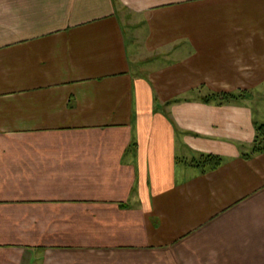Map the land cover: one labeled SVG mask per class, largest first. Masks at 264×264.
I'll return each instance as SVG.
<instances>
[{
    "label": "crops",
    "instance_id": "crops-1",
    "mask_svg": "<svg viewBox=\"0 0 264 264\" xmlns=\"http://www.w3.org/2000/svg\"><path fill=\"white\" fill-rule=\"evenodd\" d=\"M258 78L264 0H0V264H264L255 119L184 95Z\"/></svg>",
    "mask_w": 264,
    "mask_h": 264
},
{
    "label": "rangeland",
    "instance_id": "rangeland-1",
    "mask_svg": "<svg viewBox=\"0 0 264 264\" xmlns=\"http://www.w3.org/2000/svg\"><path fill=\"white\" fill-rule=\"evenodd\" d=\"M209 79V78H208ZM212 79H216V78H210ZM263 78H258V81L255 82L254 87H244L247 89H242L239 86V88L237 89L238 92H223V93H210L208 91L203 92L202 89H204V84L202 83L201 86V93H190V94H184L185 96H190V95H197L199 97V103L200 105H208L209 108L211 109L209 112L212 116L213 113H215L216 118H218V114L215 112L218 108V106L220 105H225L227 103H230L232 105H238L235 106V109L237 108V113H238V117L239 119L241 118V116L244 115V119L247 122V124H250V117L254 118L255 121L258 122H263L264 121V83L261 82ZM210 84V83H209ZM242 85L248 86L244 83H242ZM204 86V87H203ZM249 88L251 90H249ZM247 90V91H246ZM223 94H233L234 96H232L231 98H224ZM207 95H211L212 99L210 101H205V97ZM163 102V100H161L159 97L157 99H155V103H161ZM167 102V101H166ZM176 102V103H173ZM206 102V103H205ZM175 104V109H171L168 108L171 117H173V120L176 118L175 116V112L179 109V117L181 116V108L188 106L185 105L186 101L185 98L183 99H177V100H173L168 102L166 105H171V104ZM209 103V104H208ZM239 103V104H238ZM182 104V105H181ZM214 105V106H213ZM192 108H198L195 102V106H191ZM212 107H215V109ZM189 109V108H187ZM243 119V120H244ZM175 121V120H174ZM255 121H254V126L252 127V133H250L249 135H247L246 137H242L240 139L237 140V145H238V152L240 154L243 155V157L245 158H251V157H247L245 155H247L249 152L252 151V146H253V142L256 136V126H255ZM178 122V120H177ZM179 127H181L180 125L178 126V124L176 125V128L179 129ZM220 131V130H219ZM222 132V131H220ZM224 133V132H222ZM264 153V152H261ZM260 154V153H257ZM255 154V155H257ZM207 155H211L214 156L213 159H209V157ZM223 159L224 157L222 155L215 154V153H196L194 155H190L186 158L187 161L191 162L193 165H197L198 167L201 168V171H208V170H214L217 169L220 164L223 163ZM214 163H219L218 165L214 166ZM211 165H213L211 167Z\"/></svg>",
    "mask_w": 264,
    "mask_h": 264
},
{
    "label": "trees",
    "instance_id": "trees-1",
    "mask_svg": "<svg viewBox=\"0 0 264 264\" xmlns=\"http://www.w3.org/2000/svg\"><path fill=\"white\" fill-rule=\"evenodd\" d=\"M232 96H234L233 94H223L224 98H231ZM212 99L211 95H207L205 97V101H210ZM255 126H256V136L253 142V146H252V151L249 152L247 155V157H253L255 154L257 153H261L264 152V121L263 122H258L255 121ZM209 157V159H213L214 156L211 155H207ZM219 163H214V166L218 165ZM213 165H211L212 167Z\"/></svg>",
    "mask_w": 264,
    "mask_h": 264
}]
</instances>
